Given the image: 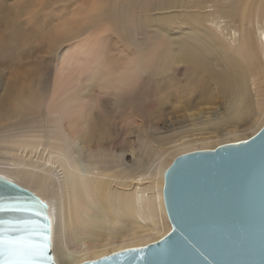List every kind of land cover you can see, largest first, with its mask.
<instances>
[{
  "label": "bare ground",
  "instance_id": "obj_1",
  "mask_svg": "<svg viewBox=\"0 0 264 264\" xmlns=\"http://www.w3.org/2000/svg\"><path fill=\"white\" fill-rule=\"evenodd\" d=\"M90 1L103 4L92 8L91 16L78 15L82 18L77 21L87 25L98 15L103 28L64 49L63 39L80 33L78 26L71 27L70 34L57 31L47 41L49 53L60 47L67 58L65 74L76 84L75 95L63 98L56 80L51 87L43 82L29 86L18 77L6 82L0 76V175L49 205L58 264H81L162 239L172 229L164 185L173 158L248 139L264 126V0ZM60 2L1 4L0 27L9 40L0 48L3 66L34 53L33 45H24V37L46 40L44 27L33 37L25 31L24 17L30 14L32 23L40 22L47 8ZM179 2L186 9L177 13ZM35 6L43 13L29 12ZM163 10L165 15H150ZM113 36L129 47L116 48L113 55L106 43V37ZM97 73L108 74L98 91L111 98L118 114L127 108L142 112L154 83L159 94L152 124L170 116L177 122L182 113L173 132L177 136H162L169 131L155 126L140 132L138 139L125 131L121 152L102 153L100 137L110 128L113 112L100 111L99 100L85 87ZM200 105L212 107L209 115L199 112ZM38 119L48 122L46 133L35 128L37 123L27 127ZM201 131L220 138H185ZM171 142L175 144L165 151ZM95 143L99 145L87 150Z\"/></svg>",
  "mask_w": 264,
  "mask_h": 264
},
{
  "label": "water",
  "instance_id": "obj_2",
  "mask_svg": "<svg viewBox=\"0 0 264 264\" xmlns=\"http://www.w3.org/2000/svg\"><path fill=\"white\" fill-rule=\"evenodd\" d=\"M0 177V231L26 222L18 235L39 249L50 228L48 255L58 264L49 205ZM164 199L172 224L166 236L81 264H264V126L248 139L176 157Z\"/></svg>",
  "mask_w": 264,
  "mask_h": 264
},
{
  "label": "rangeland",
  "instance_id": "obj_3",
  "mask_svg": "<svg viewBox=\"0 0 264 264\" xmlns=\"http://www.w3.org/2000/svg\"><path fill=\"white\" fill-rule=\"evenodd\" d=\"M11 1H15V0H0V6L4 5L5 3L9 4ZM98 4L102 5L103 3L98 2V1H90V0L89 1L72 0L71 3L60 2L56 5H54V8H47V10L45 11V14L43 16H41L40 22H34V23H32L30 21L31 20L30 14L25 16L24 20H23V22L26 23L25 31L27 33H29V35L31 37H33L35 31L39 27H44L47 31L46 40L42 43H37L32 39L27 40L26 37H24V40L26 41L24 45L27 47H30L33 45L35 47L34 53L31 56H29V54H26V57L23 56L21 62L18 60L19 63L17 61L18 64H15V65H9L8 67H5L0 63V76H2V79L4 81L8 82L9 80L12 81L13 79H17V77H18L19 78L18 81L21 82L22 85L28 84L30 86L36 82H38V83L43 82L45 87H47V86L51 87V85L53 84V80H56V81H58V82H56L57 85L62 87L61 91H63L62 92L63 98L66 97L68 93H70L71 96L75 95L74 90L76 88V84L74 82L67 81V76L65 74V70L68 68V62H67V58H65L64 56L61 55L62 54L61 48L64 49L65 47L71 45L75 40L82 38V37H85L93 29H95V31H98L105 26V23L103 22L102 19H100V20L96 19L97 17H99L98 15L96 18H94L87 25H85L84 23L80 24L77 21L79 18H82V17H80L82 15H83V17H86V15L91 16V14L93 13V12H91V9L97 8ZM185 9H186L185 4L182 5L179 2L178 9L176 10L177 13H180V12L184 11ZM29 12H34L38 16V15L43 13V10H41L38 6H35V7H32V9ZM169 12H173V11H169ZM62 13H64V15L61 16ZM165 13H166V11H164V10H163V12L153 11L150 13V15H165ZM78 15H80V16H78ZM54 16L60 17L63 20L71 19L72 20L71 27L78 26L80 29V33L75 34L72 37L67 38V39L64 38L63 39V41H64L63 47H61V48L57 47V48H55L53 53H49V49H52V48L47 44V41L49 38L52 37V35H54L57 32L55 25L60 23V19H56V20L52 19V17H54ZM45 21H51V22L45 23ZM2 30H3V28L0 29V48H1L2 43H5V44L9 43V40L3 35ZM121 41L122 40L119 37H114V36L113 37H106L107 47L112 49L111 53L113 55H115L117 52V51H115L116 48L126 49L127 47H129V45L128 46L122 45L120 43ZM116 45H117V47H116ZM1 54H2V50L0 49V61L4 60V58H2V56H1ZM58 54H59V56H58ZM131 56H132V54H131ZM132 58H133V56H132ZM123 59H124V63L125 62L127 63L125 56ZM80 60H83V58H81ZM92 63H93V61H91V64ZM18 65H20V66L18 67ZM90 69L91 70L94 69V66L92 65V67H90ZM15 71H16V73H15ZM63 73H64V76H61ZM10 76L11 77L15 76V77L14 78L12 77L13 78L12 79ZM92 79H94V80L92 81ZM92 79L90 80V82L91 81L92 82L85 87L89 88L90 91L92 92L91 95L96 96V98L99 100V105L97 108L100 111L101 110L103 111L104 109L108 108L109 111L113 112V115L111 114L113 116V118L111 119V121L109 123L110 128L109 129L106 128L107 131H105V135H102L100 137L101 144L99 145V143H95L90 148L87 147L88 148L87 150H91L92 148H96L99 145L103 148L101 150L102 153L105 151H107L108 153H112L115 151L121 152L122 144H123V137H124L123 133L125 131H132L133 137L135 139H138L140 137V132H142L145 129L146 130L151 129L152 126H155L152 124L153 120L151 118L154 117V114L156 113V111L158 109V98L156 97V95L159 94V92H158V89L156 88L154 83H151L150 90L148 91L149 93L146 94V99L148 100V103L143 104L144 107H141L142 112L137 111V110H139L138 108L135 109L134 111L131 110L130 108H127L128 110L125 109L118 114V107L113 105L111 98L109 96H104V93H105L104 91H101V92H100V90L98 91L99 83H103V82L108 81V79H109L108 74L105 73L102 76H98V73H97L96 76L94 75V77ZM81 87H83V86H80V88ZM262 89H264V87H262ZM156 90H157V92H156ZM210 109H212L211 106L210 107H208L207 105H202V106L200 105L199 106V112L202 111L203 114H205V116L209 115L208 112ZM120 110H122V109H120ZM135 111H137V112L135 113ZM175 119L176 118H172L170 116V117H168L167 120H165L162 123L157 124L155 127H158L160 130H162V132L165 130L169 131L168 134H162V136H169V137H171L172 135L177 136L173 132L178 127V119H179V121L182 119V113L177 115V120H176L177 122H175ZM47 123L43 119H38L37 122L29 124L27 127H32V125L36 124L35 128L37 126H40L42 128V129H38V131L39 130H45L44 133H46ZM254 124H255V122L251 123L249 126H247V128L253 126ZM244 128H245L244 126L240 127L241 130H243ZM227 129L231 130L230 127H228ZM254 129L255 128L253 127L252 130H254ZM250 132L251 131H246L245 133H250ZM253 134L251 133L248 136H250V135L252 136ZM208 136L209 137L213 136L211 131H201V134H198V133L188 134L185 138L191 139V140H197V141L201 140L202 141L204 138H207ZM196 137H199V138L196 139ZM219 138L220 137H212V138L206 139V140L207 141H212V140L217 141ZM225 138H228V136H225ZM173 144H175V142H171L169 145L165 146L164 147V148H166L165 151H167L168 149H171ZM188 145H190V144H188ZM218 146L219 145L216 144V146L214 148H216ZM214 148H212V149H214ZM170 152H172V150L168 151L164 155V157H166L167 154H169ZM173 159H175V158H173ZM173 159L170 158L169 162H172Z\"/></svg>",
  "mask_w": 264,
  "mask_h": 264
},
{
  "label": "snow or ice",
  "instance_id": "obj_4",
  "mask_svg": "<svg viewBox=\"0 0 264 264\" xmlns=\"http://www.w3.org/2000/svg\"><path fill=\"white\" fill-rule=\"evenodd\" d=\"M64 3H71L72 0H63ZM64 13L61 14V16ZM53 20L60 19V23L55 25L58 32H66L70 34L72 20H63L60 17H52ZM49 23L51 21H48ZM114 86V85H113ZM101 87H104L102 84ZM0 177V180H3ZM6 183H11L10 181ZM11 207V205H9ZM4 210V206L0 205V211ZM39 214V213H38ZM3 223V222H0ZM15 226L5 235L0 231V264H51V257L48 236L51 235L50 228L46 230L45 242L37 249L33 244L27 242L24 238L19 237L18 233L23 229L27 230V224L20 222H10ZM119 255V254H116ZM102 259L107 260L108 257ZM92 264H97L93 261Z\"/></svg>",
  "mask_w": 264,
  "mask_h": 264
}]
</instances>
